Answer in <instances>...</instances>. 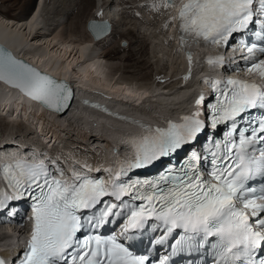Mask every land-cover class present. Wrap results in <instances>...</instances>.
<instances>
[{"label": "snow or ice", "instance_id": "6c2138e0", "mask_svg": "<svg viewBox=\"0 0 264 264\" xmlns=\"http://www.w3.org/2000/svg\"><path fill=\"white\" fill-rule=\"evenodd\" d=\"M151 7L176 9L165 28L179 22L182 49L189 41L231 47L239 39L247 52L245 70L264 80V58L257 56H264V0H154ZM248 33L259 43L245 41ZM187 58L191 64V52ZM207 62L224 66L225 57ZM0 81L57 112L73 99L69 84L3 48ZM206 82L213 92L207 99L199 95L194 113L166 127L142 125L143 134L131 140L132 157L118 170L105 169L109 180L75 170L68 179L56 158L0 164V212L15 215L14 202L31 201L30 239L15 264H177L179 258L188 264H264V84ZM221 127L227 128L224 138L215 139ZM202 136L207 155L191 148ZM185 149L190 154L179 162ZM156 165L163 168L155 178H139ZM83 168L101 171L87 163ZM133 170L136 179L129 175ZM257 177L259 188L250 184ZM113 224L118 233L101 231ZM146 234L149 247L159 246L156 256L137 254L129 243ZM0 264L6 261L0 258Z\"/></svg>", "mask_w": 264, "mask_h": 264}, {"label": "bare ground", "instance_id": "6f19581e", "mask_svg": "<svg viewBox=\"0 0 264 264\" xmlns=\"http://www.w3.org/2000/svg\"><path fill=\"white\" fill-rule=\"evenodd\" d=\"M92 1L93 0H35L32 6L34 9L31 11L32 0H29L24 6L23 13L20 15L21 19H11L0 14V42L18 57L27 59L41 70L64 80L62 82L70 84L73 91V99L70 102V106L62 112H54L35 100L26 98L27 96L18 92V90H14L0 82V115L3 116V119L7 117L8 119H13L14 117H16L14 119H17V117L22 118V120L25 119L23 120L25 124L28 122L33 130L38 134L41 133V137L39 138L40 145L46 143L52 151L58 150L54 143L57 144V142L64 139V135H68V139L71 141L73 138H78L79 141L77 143L80 142L77 147L78 149L84 148V146H80L81 144L88 146L89 150L92 149L91 145L94 143L98 142V144L101 143V145L105 144L108 149L109 157L105 158L103 161L101 160L97 165V168L101 169V171H105L107 168H112V162L116 158L119 156H126L127 148L120 142L121 140L128 141L129 139L130 141L133 137L143 134L145 129L142 125L156 126L145 122H137V120H132V122L119 120L112 115L104 114L84 106L81 102L82 99L86 98L99 101L108 105L110 109L124 115L146 117L156 122L157 117L162 118L165 115L171 114L177 107H180L188 101V98H190L192 94V89H199L197 81L195 82L194 78L190 76V78L186 79L185 77L189 76L192 65H194V69L200 65L201 55L214 50L217 46L207 44L196 45L194 54H192L194 58L192 59V63L189 64L187 58L188 54L183 49H179L174 44L173 40L172 45L170 44L171 46H167V48L170 49H166L170 57H174L177 53L179 54V60L182 66H180L181 70L180 68L178 69L181 71L180 73H176L175 75L166 74L163 73V69L161 71L159 70L158 77H162V79H159L156 83L154 82L155 85L151 83L152 85H149V87L145 85L142 87H140V85L138 87L136 83H124L123 85L119 82L114 83V77L110 79L111 75L109 76V74H106V65L102 62L98 43L107 40L115 32L114 26L116 25L115 16L118 15L117 9L113 11L111 5L107 4L108 6H105L103 3H97L94 16L90 20H109L113 26L112 33L99 42L93 40L94 42H84L78 46L75 45V43L61 41V39L54 36L55 31L62 25L65 16L69 15V13L71 14L74 10L72 6H80V8L78 7V11L79 9L81 11L87 8ZM158 1L159 0H155V2ZM153 2L154 0H149V6H151ZM180 2L181 0H177V4ZM57 4H59L58 8H63L57 9L55 13H51V9L53 11ZM146 7L148 8V6ZM86 10H88V8ZM167 10L170 11V16L174 15L176 11V9L170 8H167ZM177 31L178 26L176 28L171 27L168 33L175 34ZM155 39L162 40L159 36H156ZM157 43L159 42H156V44ZM159 44H157V47ZM188 47L192 50L194 45L189 43ZM161 48H163V46ZM141 53H144L142 49L130 51L129 54L120 58L124 63H127L126 69L135 67L144 72L152 66L149 62L142 59V56L139 57ZM182 55H184L185 58ZM197 60H199L198 63H196ZM212 68H215L214 65H210L207 69L208 72L212 73V75H218V71H212ZM112 70L118 72L119 69L113 67ZM126 71L128 72L129 70ZM179 75L184 76V83L188 85L184 87L185 89L174 91L175 93L170 96L164 95L162 89L171 92L172 90H170L169 87L173 82H175V89L177 90L180 81H175L173 78ZM116 80L117 79L114 81ZM182 100L184 101L180 102ZM77 101L78 105L75 104ZM65 113L67 114L65 115ZM162 122L166 123L164 121ZM115 125L124 127L125 138L118 142L115 141L114 143H116L117 147L114 149V147H111L108 140L118 137L116 134H113L112 129ZM17 126H19V124ZM12 128L10 130H12ZM92 132H96L97 137H95V134L93 135ZM15 139H17V137L14 134L0 138V162L20 157L32 161L44 159L39 152L40 146L35 143H32V145H30V142L29 144H18V141H16L17 145L15 146L6 145L8 141L15 142ZM28 145H30L29 148ZM67 178L71 179L70 177ZM8 229L13 231L14 228L8 227ZM1 246L11 251L10 249L13 246L12 238L4 237L1 240Z\"/></svg>", "mask_w": 264, "mask_h": 264}, {"label": "rangeland", "instance_id": "374dc122", "mask_svg": "<svg viewBox=\"0 0 264 264\" xmlns=\"http://www.w3.org/2000/svg\"><path fill=\"white\" fill-rule=\"evenodd\" d=\"M28 1L29 0H0V14H3V16L11 19H21L20 15L23 13L24 6ZM34 2L35 0H32L31 8L34 5ZM92 2L87 7L88 10H86L87 8H84L85 10L83 9L80 11L79 9L78 11V7L80 8V6H72V9L74 10L71 14L69 13V15L65 16L62 25L55 31L54 36L61 39V41L75 43V45L78 46L84 42H94L86 29L87 23L91 18H93L98 2L103 3L105 6L111 5L113 11L117 9L118 12V15L115 16V32L110 36L111 38L109 37L107 40L98 43V49L99 53H101L102 62L106 65V74H109V76L111 75L110 79L113 77L114 80L117 79L116 81L113 80L114 83L119 82L122 85L124 83H136L138 87L140 85V87L144 85L149 87V85H152L151 83L155 85L156 81L158 82V80L161 79L158 77L159 70L161 71L163 69V73L174 75L181 72L180 70L182 66L179 60V54L177 53L174 57H170L167 51V49H170L167 48V46L172 45V40H170V38L173 37V33H168L170 25L168 29L165 28V24L171 19V16L169 15L170 11L167 10V8H161L160 11H156L149 6V0H93ZM60 3L62 4L61 1ZM156 3H159V1ZM58 5L59 4L55 6L53 11L51 9V13H55L57 9L59 10L63 8H58ZM146 6H148V8ZM33 9L34 8H32L31 11ZM156 36H159L162 40H156ZM156 42H159L162 45L157 43L159 44L157 47ZM162 46L163 48H161ZM140 49H142L144 53H141L139 57L142 56L141 58L149 62L152 66L144 72L138 68L136 69L135 67L126 69L127 63H124V61L120 58L129 54L130 51ZM199 66H202L201 63ZM199 66L197 68H200ZM113 67L119 69L118 72H114L112 70ZM179 68L180 70H178ZM126 70L129 71L127 72ZM175 86L176 84L173 82L169 89L173 90V92L178 91L179 89L177 88L176 90ZM162 92H164V89H162ZM14 118L8 119L7 117L6 119H3V116L0 115V138L14 134L17 137V140L15 141H18V144H29L30 142L41 147L42 145H40L39 141L41 133L38 134L35 130H33L28 122L25 124L23 121L25 119L22 120L20 117H17V119ZM18 124L19 126H17ZM11 128L12 130H10ZM64 137L65 138L62 139L63 141L60 140L57 144L54 143L58 150L53 151L51 154L49 153L51 158H56L59 162L65 163L71 158H74L73 160H75V162L84 163L95 160L103 161L105 158L109 157V155H105L103 153L104 151L97 145L98 142L91 145V150H89L88 146L83 144L80 146H84V148L82 147L78 149L77 147L80 143H77L79 141L78 138H73L71 141L68 139V135H64ZM103 147L107 148L105 144Z\"/></svg>", "mask_w": 264, "mask_h": 264}, {"label": "water", "instance_id": "95a60500", "mask_svg": "<svg viewBox=\"0 0 264 264\" xmlns=\"http://www.w3.org/2000/svg\"><path fill=\"white\" fill-rule=\"evenodd\" d=\"M86 29H87L88 33L92 36L93 40L96 41V42H99V41L103 40L104 38H107L112 33L113 26H112V24H111V22L109 20H95V19H92V20H89L88 21L87 26H86ZM0 48H3L6 51L12 53V55H14L15 57H17L18 59H21V60L25 61L26 63H28L30 65H32L33 67H35L38 70H40L42 73L48 74L49 76L57 79L58 81H61V82L64 81V80H61V79L57 78L56 76H53V75H51V74H49V73L41 70L39 67H37L35 64L31 63L27 59L18 57L8 47H6L1 42H0ZM0 82L3 83V84H5L6 86H9L10 88H13L12 86L4 83L3 81H0ZM13 89L14 90H18V92L24 94L19 89H16V88H13ZM26 98H30V97L27 96ZM36 102H38V101H36ZM38 103H40V102H38ZM40 104H42V103H40ZM43 106H45V105H43ZM45 107L48 108L47 106H45ZM50 110H52V109H50Z\"/></svg>", "mask_w": 264, "mask_h": 264}]
</instances>
